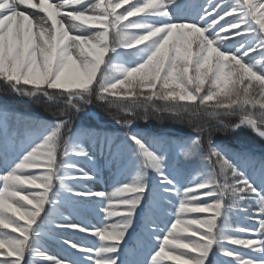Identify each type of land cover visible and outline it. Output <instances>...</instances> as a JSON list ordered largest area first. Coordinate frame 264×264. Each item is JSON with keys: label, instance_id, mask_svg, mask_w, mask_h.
Listing matches in <instances>:
<instances>
[{"label": "snow or ice", "instance_id": "1", "mask_svg": "<svg viewBox=\"0 0 264 264\" xmlns=\"http://www.w3.org/2000/svg\"><path fill=\"white\" fill-rule=\"evenodd\" d=\"M183 10V0H0V81L17 96L56 106L52 121L0 109V229L17 234L0 231V264H120L121 244L141 216L143 231L158 241L143 264H212L213 246L226 264H264V155L223 148L211 125L191 121L195 136L188 139L136 131L119 139L73 127V115L95 99L131 117L114 118L129 129L138 109L147 121L151 108L207 115L226 131L250 128L264 138V0H207L194 18L179 19ZM229 116L238 122L225 124ZM97 157L118 174H135L110 193L96 191L87 182L100 170ZM196 160L197 178L181 183L185 161ZM88 201L103 220L119 219L102 228L74 222L77 206ZM165 205L173 208L165 209L174 217L170 228L153 213ZM233 216L244 223L233 227ZM57 232L100 243L65 236L59 242L67 255L58 259L41 244Z\"/></svg>", "mask_w": 264, "mask_h": 264}, {"label": "trees", "instance_id": "2", "mask_svg": "<svg viewBox=\"0 0 264 264\" xmlns=\"http://www.w3.org/2000/svg\"><path fill=\"white\" fill-rule=\"evenodd\" d=\"M206 2L207 0H183L184 10L182 17L194 18L199 12L200 7L202 5H205ZM229 2L232 3L235 2V0H229ZM125 7H128V5H125ZM119 11H123V9H120ZM138 18L139 17H132L130 19H138ZM228 19H232V17H229ZM258 27L259 26L257 25V28ZM137 47H143V45H137ZM127 51L134 52L135 48L129 49ZM125 59L132 60L134 58L126 57ZM225 71H228V69H225ZM205 87H207V85ZM40 100L41 99H39V101ZM157 103L159 104V102ZM25 104H21L20 101H18L16 97H14L10 93V90L6 87L4 82L0 81V109H6L10 113L14 114L16 117H20L24 119L39 118L41 120H49V121L55 119V117L52 116V111L54 110L53 107L41 106L38 104V101L31 102V104H27V103ZM93 106H94V111H96V113L100 115V118L102 120H106V119L115 120L114 118L125 120L131 118L128 117L124 111H121L120 109L114 106H109L108 104L104 105V102L102 101H96L94 99ZM20 107H22V109ZM257 111H259L258 106H257ZM238 119L239 118L236 116L225 117L224 123L229 126H233L235 123L238 122ZM87 120L90 121L89 119ZM180 120H182L183 122H180ZM73 121H74L73 123L74 128L79 127L82 129H91L95 131L99 130L97 126L94 127L92 123L86 121V118L75 116ZM190 121L203 125L205 127L211 125L210 135L212 140L217 145H220L223 148H226L234 152L254 151L258 157L264 155V142H262L261 139H259L256 135H254L252 131H250L248 128H244L240 131H235V132L226 131L223 125L218 124L210 116L207 115L194 116L188 112L181 113L179 117H174L167 112L161 114L149 108V115L147 121H145L144 119L143 109H138L135 114V123H137L141 129H144L148 132H152L151 135L159 134V133H167L169 136L177 139L178 138L188 139L191 136H195L194 129L189 125ZM19 126L23 127V120L19 121ZM128 133L124 132V134L126 135ZM208 135H209L208 132H206L203 137L204 142L202 147L205 154L208 151V145H207ZM18 149H19V145L15 147V150ZM180 160L181 161L184 160L183 155H180ZM185 163L188 165V168L186 170L185 177L181 179V183H183L184 180H187L188 178L193 176L197 178L196 172L201 167L199 160H196L195 163H192L191 161H185ZM218 171L219 169L217 168V172ZM165 209H167L168 212L173 211L171 205H165L163 207L154 208L153 212H156L162 218L169 221L170 217L173 218V216L165 215ZM251 211L252 212L258 211V208L255 204L251 206ZM189 215L203 217L208 214L192 213ZM20 222L23 223V221ZM230 223L232 224L233 227H235L236 224L244 223V221L242 218H237L233 216L231 218ZM0 231H8L9 233H11L10 229H0ZM141 238H145L147 241L150 242L152 241L151 236L143 231V216L138 217V220L134 225V229L133 230L130 229L129 234L125 238V241L122 242L121 244L120 252L124 254V257H126V253L128 252V249L131 248L139 249L138 243ZM48 242H50L53 245L60 244V242L56 239ZM227 247H235V246L227 245ZM156 249L158 251V247ZM213 252L216 254L215 255L210 254V259L212 261V264H226L224 260L227 258L219 254L215 246H213ZM121 262L122 261L120 260V264ZM163 264H173V262L170 260H165Z\"/></svg>", "mask_w": 264, "mask_h": 264}, {"label": "rangeland", "instance_id": "3", "mask_svg": "<svg viewBox=\"0 0 264 264\" xmlns=\"http://www.w3.org/2000/svg\"><path fill=\"white\" fill-rule=\"evenodd\" d=\"M49 2L52 3H59L61 2V0H49ZM34 3H39V0H34ZM23 7V6H22ZM25 11H27L30 15H34V16H44V13L39 12L38 9H30V8H24ZM182 14L183 11L177 14V17L179 19H182ZM58 19H62L65 21V23L70 24L71 21H69L66 17H58ZM126 23V22H125ZM105 59H107V57H105ZM103 67V66H102ZM94 86V85H93ZM10 90V89H9ZM126 90V86H122L120 89H117L116 92L119 95L121 92ZM10 93L16 97V99L18 101H20L21 104H31V102H34L35 100H30L26 97H22V96H17L15 93H13L10 90ZM41 100L38 101V104L41 106H45V107H56V106H50L49 102L44 99V98H40ZM36 102V101H35ZM214 102V101H213ZM210 102V103H213ZM26 105V104H25ZM104 105H106V103L104 102ZM23 107V105H22ZM22 107H20L22 109ZM58 107L63 108V104L61 103ZM96 111H94V106L93 104L91 106L85 107L84 110L80 113H75L72 117V119L74 120L75 116H79V117H83L86 118V121H88L87 119H89L90 123H92V125L94 127L97 126V128L99 129V132L104 133V131L112 138H119V139H123L125 138L126 134H124V132L128 131H136L139 134H143L146 136H150L149 133H146L144 131H142V129L140 128V126L137 123H134L133 128L129 129L127 127H122L120 125H117L115 123V120H102L100 118V116L97 115L96 116ZM74 123V121H73ZM96 129V128H95ZM137 129V130H135ZM250 131H252V133L255 135L254 131L250 128H248ZM262 141V140H261ZM264 142V141H262ZM86 146L88 145V142L85 141ZM93 155H96L95 152H93ZM85 167L88 168V171L92 172V168L90 166H87L86 164L84 165ZM97 167L100 169L98 172H94L93 174L96 176V179L94 181H90L87 182L88 186L91 187L92 189L96 190V191H104L106 193H110L112 191H114V187L116 186H122V182L125 180H131L132 177L134 176V170L133 169H126L122 174H118V169L117 166L115 164H113V166L111 168L109 167H105L104 166V161L102 159H100L99 157H97ZM4 170V166H3V162L0 161V172H2ZM35 171H39V170H35ZM147 176L148 179L150 181L154 180V174L152 173L151 170L147 171ZM188 179H195V177H190ZM56 188H59V184L57 183L55 185ZM25 191H35L34 189L28 188L27 186H25ZM114 206H115V201H114ZM48 205H45V208H47ZM63 211V210H62ZM154 215L157 217L158 221L161 223V227H169L170 228V224L172 222H174V217H170V220L167 221L164 218H162L159 214H157L156 212H153ZM65 214H67V212L65 211ZM43 215V213H42ZM103 214L99 213L97 210V205L95 202H84L80 205L77 206V215L73 217V221L80 223L82 221H87L92 225H96L99 228H102L105 224L110 223L112 220H118L119 217H114L111 218V220L105 221L102 219ZM35 226V225H33ZM12 235H17L16 233H10ZM166 233H160L161 236L165 235ZM78 237H71L70 235L66 234V233H55V234H46L42 241L41 244L47 243L50 244L48 241L51 239H58L59 241L63 238H65V236H67L68 238H72L77 240L78 242H82L84 244H88L90 246H94L95 244H99L100 241L98 240V238L96 237H92L90 235L87 234H77ZM87 235V239L80 241V237ZM152 241L148 242L146 239L141 238L140 242H139V246L140 248H142V250H137V249H131L129 250L128 254H127V259H125L126 261H124V255L122 252L119 253L120 259L123 260V264H143L144 260H150L148 259V255L150 256L153 252H155V248L157 247L158 241L151 236ZM155 246H154V245ZM46 245V244H45ZM61 247L63 248H58V246H50L48 248H46V246H44L43 248L46 250L47 254H50L58 259H63L66 255H67V251H64L65 246H63L62 244H60ZM0 258H4V257H0Z\"/></svg>", "mask_w": 264, "mask_h": 264}]
</instances>
